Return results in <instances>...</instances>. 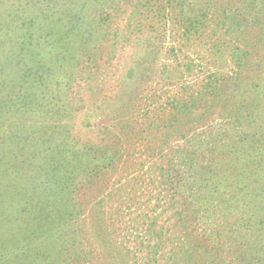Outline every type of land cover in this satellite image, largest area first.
<instances>
[{
	"label": "trees",
	"instance_id": "1",
	"mask_svg": "<svg viewBox=\"0 0 264 264\" xmlns=\"http://www.w3.org/2000/svg\"><path fill=\"white\" fill-rule=\"evenodd\" d=\"M119 1L0 0V264L89 261L103 232L78 198L95 180H106V171L125 168L126 229L151 249L148 260H157L152 250H169V264H264V87L255 92L248 68L264 59V0H128L140 13H132L138 23L132 27L115 21ZM209 13L215 26L209 56L231 70L206 73L200 89L164 106V118L151 115L154 108L140 113L144 76L160 54L175 61L181 52V46L165 47V25L180 29L184 44L188 34L204 29ZM144 19L161 25L159 39L136 31ZM256 26L258 38L250 32ZM121 41L130 44V59L123 61V130L128 139L146 132L138 147L150 151L141 158L126 147V160L113 132L120 120L92 125L101 100L87 107L72 90L81 80L91 88L99 61L115 55ZM83 107V121L100 131L96 141L71 133L72 116ZM27 161L25 168L36 173L14 172ZM106 182L109 194L116 179ZM139 195L147 208L134 206ZM112 232L103 246L126 250L121 259L128 264L136 254ZM225 246L234 251L223 254Z\"/></svg>",
	"mask_w": 264,
	"mask_h": 264
},
{
	"label": "rangeland",
	"instance_id": "2",
	"mask_svg": "<svg viewBox=\"0 0 264 264\" xmlns=\"http://www.w3.org/2000/svg\"><path fill=\"white\" fill-rule=\"evenodd\" d=\"M140 1L142 2L143 0ZM151 1L157 4L160 0ZM200 1L208 2V0ZM216 1L218 0H212V3H215ZM239 1L240 0H236L234 2L237 4ZM119 3L120 11H117L118 16L114 18L115 21L120 26H123V24L126 23V27L130 23L129 26L132 27L136 22L132 13L139 15L140 13H136L135 8L132 4L128 3V0H126V5L123 3V0L119 1ZM203 5L206 4L204 3ZM142 10L145 11L143 7ZM205 11L208 12V10ZM208 15L209 17L207 16L205 19L204 29L199 34H188V40L182 39L186 42L184 44L181 41L182 31L178 28L172 27L170 23L165 25V38L163 39L165 47L173 45L178 48L181 46L179 49L181 52H178V59L175 61L172 59L166 60V56L160 54L161 56L157 64L154 63L148 76H144L145 81L142 82L140 86V99L136 104L140 109V113L145 110L147 111L150 108H154L155 110L151 111V115L156 114V116L164 118L165 115L161 116L164 106L169 104V102L172 101V98H185V95L190 93L193 88L200 89L203 84V79L206 77V73L218 71L220 74L224 75L231 70L227 65L226 67L216 65L209 56L210 51L207 40L209 38V31L211 28H215V26L209 19L210 13ZM143 24L144 25L140 28L136 29V31L140 32V35L142 34L144 37L153 36L157 39H159L158 36H162V27L157 21L144 19ZM221 32L222 28L219 33ZM250 32L255 38H258L261 35L258 26L250 29ZM128 33L129 32L126 34L128 35ZM211 35L212 37H216V34ZM126 39L128 38L126 37ZM130 40L132 39L130 38ZM128 41L125 43L122 41L119 42L117 44L118 49L116 51H112L115 55H112V57L108 58L107 61H99V64H101L99 68L100 73L95 78L90 79L89 83L91 88H85L87 80H81L72 85V90L77 92L78 97H80L87 107H95L101 100V108L95 110L96 113L94 116L89 117V119H92V125L106 122L109 118H111V120H115V122L120 120L119 123H117V126L113 129V132H116L121 137L124 146V160H126V147L128 148V152L132 151V154L141 158L144 154H148V152L150 153V151L147 152L144 148H142V145L138 147V144H142L144 141L143 136H146V132H136L134 136H130V139H128V137H126V128L123 130L126 117L128 116V114L125 113L126 90L122 78L123 70L125 69V63L123 61L124 59H130L128 54L130 44ZM262 45L263 46L261 48L259 46V48L260 51L263 52L264 56V44ZM259 48H257L256 52L259 51ZM153 55L155 54L150 53V57ZM226 55V53L222 54V60H225ZM187 63H189L188 68L185 65ZM248 63L249 62L246 64ZM193 64L196 66H193ZM248 68L252 72V75H255L257 80L255 92L260 94L264 87V59L263 62L259 59L258 63H253ZM187 69H189V72ZM168 70H171V73L167 72ZM243 81L248 82V76L243 77ZM259 99L261 98L259 97ZM106 102H112L113 106L108 109L106 107ZM80 104L81 103H79V105ZM85 107L81 108L80 111L72 116L74 126L71 127V133L74 137L83 141L88 139L96 141L100 138L101 134L96 127L91 128V126L87 125L86 122L83 121L84 116L81 115V112ZM110 109L111 111L108 113L107 111ZM210 109H215V106L210 107ZM153 111L156 112L153 113ZM139 118L141 119L142 117ZM80 120L82 121L80 122ZM154 138L155 139L152 141V144H155L157 136H154ZM140 148H142V151ZM34 161L35 160H32L31 162ZM28 164H30V161H27L24 165L21 164L22 167H16L14 172L19 175L27 173L28 176L36 173L35 170H31V168H25ZM135 172L137 173V171ZM105 176L106 180L116 179V185L111 190V192L113 191L111 197H109L111 192H109V194L103 192L106 185L110 184V182L107 183L105 179H98L95 180L93 185L90 187L88 186L86 191L78 198V201L83 208L85 207V214H88L91 218L93 217V223L97 226V230H102L103 232L94 241L95 250H89L90 259L89 261L85 260V264H126V260L123 261L121 259L125 256L124 252H126V250H107L103 246L104 242L111 239L109 236L110 231H113L112 233L117 242L123 241V243L127 247H130V249H132V251L136 254L135 257H131L133 253L130 254V258L132 259H129L128 264L132 262L133 264H169L170 262L166 260V255L169 256V250H152L156 254L157 260H148L145 255L151 251V249L145 248L142 244H140L139 239H135V235L133 233H130V236L128 235L126 229V168L120 169V171L116 173L106 171ZM144 199V195H139L136 198L134 206L140 205L141 207L147 208L148 206H146L147 203L144 202ZM96 200H100L99 203H97ZM151 203H153V201H151ZM141 209L142 208H135L134 210ZM167 213L171 214V211H167ZM164 217H167L166 214ZM167 218L168 220H166L167 222L165 225H171L172 220H170L169 217ZM158 219L160 218L158 217ZM178 241L179 240L175 238V243ZM224 250L223 254L225 255L234 251L230 250L227 246H225ZM241 250L244 251L243 247ZM110 252L114 254L112 257L109 255ZM211 263L218 264V262L213 260ZM234 264L236 263L234 262Z\"/></svg>",
	"mask_w": 264,
	"mask_h": 264
}]
</instances>
